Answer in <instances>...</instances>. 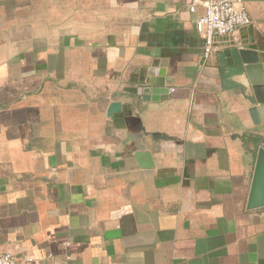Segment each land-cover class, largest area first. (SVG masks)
<instances>
[{
  "label": "crops",
  "instance_id": "1",
  "mask_svg": "<svg viewBox=\"0 0 264 264\" xmlns=\"http://www.w3.org/2000/svg\"><path fill=\"white\" fill-rule=\"evenodd\" d=\"M201 1L0 0V254L264 264V206H246L264 147V0H244L250 23L206 62ZM249 45L246 70L231 51ZM160 80L178 96L127 90Z\"/></svg>",
  "mask_w": 264,
  "mask_h": 264
},
{
  "label": "water",
  "instance_id": "2",
  "mask_svg": "<svg viewBox=\"0 0 264 264\" xmlns=\"http://www.w3.org/2000/svg\"><path fill=\"white\" fill-rule=\"evenodd\" d=\"M256 47L254 45L244 46L242 48L232 49L231 52L236 53L240 56L241 60L247 64L246 70L253 69L255 66L259 65L258 53L255 51ZM152 83V82H151ZM257 83H264L263 79L257 81ZM137 95L141 96L144 100H164L168 97L178 96L177 89H171L170 91L166 86H164V81L160 80L154 83V86H137L134 88L127 89ZM121 110L120 101H112L108 104L106 113L110 117L113 113ZM257 108H252L250 110L251 114L255 116L257 113ZM135 159L142 168L152 167V157L149 151L140 150L134 153ZM246 206L248 209L258 208L264 206V147H259L256 154V160L252 175V180L248 192Z\"/></svg>",
  "mask_w": 264,
  "mask_h": 264
},
{
  "label": "built area",
  "instance_id": "3",
  "mask_svg": "<svg viewBox=\"0 0 264 264\" xmlns=\"http://www.w3.org/2000/svg\"><path fill=\"white\" fill-rule=\"evenodd\" d=\"M201 0H192L193 5ZM203 13L197 24L202 31L204 45L202 58L206 62L215 50L216 37L236 36L239 29L250 23L244 0H202ZM0 264H17L15 257L4 252L0 254Z\"/></svg>",
  "mask_w": 264,
  "mask_h": 264
}]
</instances>
